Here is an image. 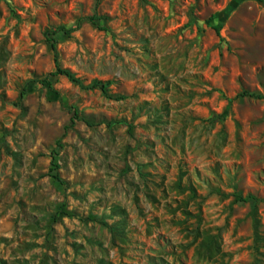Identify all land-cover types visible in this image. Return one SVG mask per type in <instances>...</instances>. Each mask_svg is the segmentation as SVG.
<instances>
[{"label": "rangeland", "instance_id": "rangeland-1", "mask_svg": "<svg viewBox=\"0 0 264 264\" xmlns=\"http://www.w3.org/2000/svg\"><path fill=\"white\" fill-rule=\"evenodd\" d=\"M0 264H264V0H0Z\"/></svg>", "mask_w": 264, "mask_h": 264}, {"label": "trees", "instance_id": "trees-1", "mask_svg": "<svg viewBox=\"0 0 264 264\" xmlns=\"http://www.w3.org/2000/svg\"><path fill=\"white\" fill-rule=\"evenodd\" d=\"M97 19L98 16L96 14L91 15V16H85V17H81L77 23L71 27H66V26H58L56 29L54 30H47L46 31V37L47 40L52 42V47L53 50L55 52V69L53 71H51L48 74V77L50 76H58V75H64L67 78H69L71 81L73 82H80L81 80L75 76V74L70 71L69 69L63 68L59 61H58V56H57V49H56V39L54 37V35L58 32H62L64 34L70 35L72 32L76 31L82 24V22L84 20H89L91 21L93 24H97ZM222 23H219L217 25H215V28L217 30V32L219 33L220 30L222 29ZM43 83H47L48 85H51V81L49 80V78H46L42 81ZM109 84L110 82H102V81H94L92 86L93 87H99L102 92L104 94H109ZM80 119L79 116V112L77 110V107H73L71 110V118H70V122L68 125H66L65 130L62 134V136L60 137V139L64 136H66L68 129L74 127V125L76 124V122ZM59 139V141H60ZM54 153H57L56 151ZM52 167L49 169V171L47 172V175L54 177L55 179H57L58 181H60L62 184H66V181L62 178V175L60 174V172L58 171L59 168V163L56 162L55 157L52 156ZM249 198H254L253 196H249Z\"/></svg>", "mask_w": 264, "mask_h": 264}]
</instances>
